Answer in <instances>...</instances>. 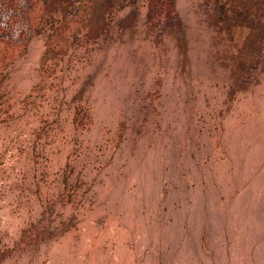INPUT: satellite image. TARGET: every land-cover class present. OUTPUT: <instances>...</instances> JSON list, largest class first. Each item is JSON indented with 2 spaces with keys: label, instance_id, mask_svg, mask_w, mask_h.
I'll list each match as a JSON object with an SVG mask.
<instances>
[{
  "label": "rangeland",
  "instance_id": "obj_1",
  "mask_svg": "<svg viewBox=\"0 0 264 264\" xmlns=\"http://www.w3.org/2000/svg\"><path fill=\"white\" fill-rule=\"evenodd\" d=\"M79 1L0 0V264H264V10L88 1L45 73Z\"/></svg>",
  "mask_w": 264,
  "mask_h": 264
},
{
  "label": "trees",
  "instance_id": "obj_2",
  "mask_svg": "<svg viewBox=\"0 0 264 264\" xmlns=\"http://www.w3.org/2000/svg\"><path fill=\"white\" fill-rule=\"evenodd\" d=\"M41 0H35V3H30V12H29V16L28 19L30 21V24H28V30L29 32H34L35 29L37 30L38 27V20L41 17V15L38 13L37 8L39 7ZM47 2V0H44ZM88 1H93V0H80L77 5L74 8V13H70L68 15H66L65 17H63L61 19V23L60 25H58L57 27H55L54 29V34H56V36L60 38H64L66 39L65 42H60V40L58 38L52 40L50 42V45L48 46L46 52H44L43 55V60L44 61V65L42 67V70L45 73L50 74L51 72L54 71V66L51 64V60L50 58H53L56 53H59L60 51H62L60 48H63L64 45L68 42V40L72 37L71 35H67L66 37L63 36L64 33L67 30V24L71 23V21L73 22H79L81 16V8L83 5L88 4ZM248 2H251V5H259V7H261L264 10V0H248ZM82 4V6H81ZM1 5V3H0ZM1 8V6H0ZM70 16V17H69ZM74 16V18H73ZM74 37L76 36V33H73ZM72 34V35H73ZM78 37V36H77ZM10 57H15V55L13 54V52L11 54L5 53L3 58L4 59H10Z\"/></svg>",
  "mask_w": 264,
  "mask_h": 264
}]
</instances>
